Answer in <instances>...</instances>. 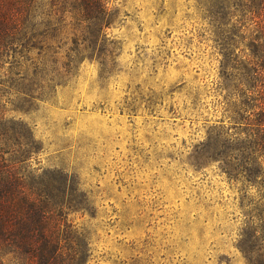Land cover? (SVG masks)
<instances>
[{
	"label": "rangeland",
	"instance_id": "1",
	"mask_svg": "<svg viewBox=\"0 0 264 264\" xmlns=\"http://www.w3.org/2000/svg\"><path fill=\"white\" fill-rule=\"evenodd\" d=\"M106 7L91 57L55 41L51 86L0 99V137L32 143L28 170L51 186L65 179V199L82 205L67 219L85 235L88 264H249L238 247L256 188L228 181L215 160L193 161L210 136L233 133L200 0Z\"/></svg>",
	"mask_w": 264,
	"mask_h": 264
},
{
	"label": "trees",
	"instance_id": "2",
	"mask_svg": "<svg viewBox=\"0 0 264 264\" xmlns=\"http://www.w3.org/2000/svg\"><path fill=\"white\" fill-rule=\"evenodd\" d=\"M200 8L218 50L214 90L233 133L210 136L193 161L215 160L228 181L256 188L238 249L249 264H264V0H200ZM110 20L106 0H0V99L16 101L38 82L50 87L51 43L69 37V52L91 57ZM36 150L21 137H0V264H88L85 235L67 219L82 205L65 199V179L51 186L28 170Z\"/></svg>",
	"mask_w": 264,
	"mask_h": 264
}]
</instances>
